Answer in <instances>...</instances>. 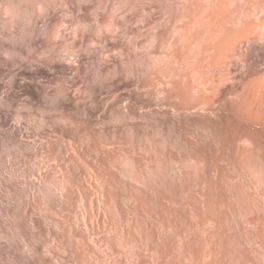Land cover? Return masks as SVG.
Wrapping results in <instances>:
<instances>
[{
	"label": "rangeland",
	"instance_id": "obj_1",
	"mask_svg": "<svg viewBox=\"0 0 264 264\" xmlns=\"http://www.w3.org/2000/svg\"><path fill=\"white\" fill-rule=\"evenodd\" d=\"M0 264H264V0H0Z\"/></svg>",
	"mask_w": 264,
	"mask_h": 264
},
{
	"label": "bare ground",
	"instance_id": "obj_2",
	"mask_svg": "<svg viewBox=\"0 0 264 264\" xmlns=\"http://www.w3.org/2000/svg\"><path fill=\"white\" fill-rule=\"evenodd\" d=\"M250 1H251V0H250ZM259 1H260V0H259ZM219 11H220V9H219ZM219 11H218V12H219ZM246 29H247V31H248V29H250V28L247 27ZM247 31H246V32H247ZM239 32L241 33V30H240ZM242 33H244V32H242Z\"/></svg>",
	"mask_w": 264,
	"mask_h": 264
}]
</instances>
